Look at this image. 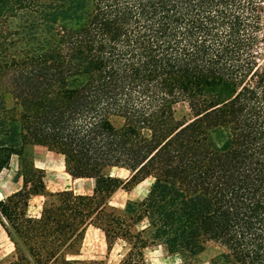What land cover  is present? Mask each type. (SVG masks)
I'll list each match as a JSON object with an SVG mask.
<instances>
[{
    "label": "trees",
    "instance_id": "obj_1",
    "mask_svg": "<svg viewBox=\"0 0 264 264\" xmlns=\"http://www.w3.org/2000/svg\"><path fill=\"white\" fill-rule=\"evenodd\" d=\"M263 4L0 0V173L16 154L23 182L0 200L10 264L84 263L89 225L108 251L126 244L120 264L156 245L192 264L210 241L223 247L212 264H264ZM31 145L93 178V193L48 192ZM148 177L117 212L113 194ZM33 195L46 197L38 217Z\"/></svg>",
    "mask_w": 264,
    "mask_h": 264
},
{
    "label": "crops",
    "instance_id": "obj_2",
    "mask_svg": "<svg viewBox=\"0 0 264 264\" xmlns=\"http://www.w3.org/2000/svg\"><path fill=\"white\" fill-rule=\"evenodd\" d=\"M37 147L42 149H36ZM31 151V157L35 166L44 172V181L48 192L72 190L79 194L93 193L94 179L72 177L66 171L63 155L40 145H31ZM48 154H56L58 162L55 164L49 160L52 156ZM18 169L19 157L13 154L10 159L9 168L4 169L0 173V200L22 187V179L19 178L18 181L14 179ZM45 200L46 197L44 195H33L27 208L28 215L38 217ZM126 252L127 246L121 240L116 241L112 249L108 251L103 231L97 226L89 225L86 228L80 252L74 258L85 262V264L91 261H104V264H120ZM13 253V243L4 228L0 225V264H10L13 260Z\"/></svg>",
    "mask_w": 264,
    "mask_h": 264
},
{
    "label": "rangeland",
    "instance_id": "obj_3",
    "mask_svg": "<svg viewBox=\"0 0 264 264\" xmlns=\"http://www.w3.org/2000/svg\"><path fill=\"white\" fill-rule=\"evenodd\" d=\"M264 5V4H263ZM263 20H262V27L263 30L261 32V36L263 39L264 36V12H262ZM258 59L259 62L263 65L264 64V41L260 40L258 45ZM190 110L188 108V105L186 103H180L176 106V115L179 119H182L184 117H189ZM36 149H42L37 147ZM28 153L31 155V146L27 148ZM46 151V150H44ZM49 156H52V158H49L52 162L55 164L57 161V155L56 154H48ZM107 173L118 176L122 178L123 180L127 179L130 176V172L124 168H109L106 170ZM153 179L152 177H148L144 179L143 181L139 182L137 185H135L130 190H125L123 188L118 189L113 196L111 197V205H113L116 208L117 212H123L125 203L128 200L132 201H140L142 198L145 197L147 194L150 185L152 183ZM223 251V247L214 241H210L206 244L205 249L198 254L192 261V264H212V261L215 257H217L221 252ZM145 264H182L184 258L180 254H170L165 246L163 245H156L151 246L146 250L145 253ZM96 262L97 264H104V261H91ZM81 264H85L81 263ZM91 264V263H86Z\"/></svg>",
    "mask_w": 264,
    "mask_h": 264
}]
</instances>
